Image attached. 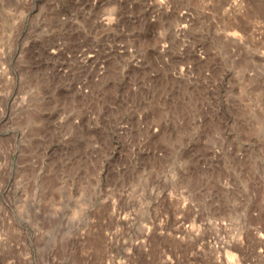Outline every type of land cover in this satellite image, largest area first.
Listing matches in <instances>:
<instances>
[{
	"label": "rangeland",
	"instance_id": "374dc122",
	"mask_svg": "<svg viewBox=\"0 0 264 264\" xmlns=\"http://www.w3.org/2000/svg\"><path fill=\"white\" fill-rule=\"evenodd\" d=\"M0 264H264V0H0Z\"/></svg>",
	"mask_w": 264,
	"mask_h": 264
}]
</instances>
